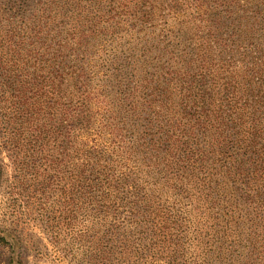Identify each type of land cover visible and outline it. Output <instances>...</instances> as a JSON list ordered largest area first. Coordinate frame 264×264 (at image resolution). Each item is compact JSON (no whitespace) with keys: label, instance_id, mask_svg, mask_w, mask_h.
I'll return each instance as SVG.
<instances>
[{"label":"rangeland","instance_id":"374dc122","mask_svg":"<svg viewBox=\"0 0 264 264\" xmlns=\"http://www.w3.org/2000/svg\"><path fill=\"white\" fill-rule=\"evenodd\" d=\"M0 264H264V0H0Z\"/></svg>","mask_w":264,"mask_h":264},{"label":"trees","instance_id":"16d2710c","mask_svg":"<svg viewBox=\"0 0 264 264\" xmlns=\"http://www.w3.org/2000/svg\"><path fill=\"white\" fill-rule=\"evenodd\" d=\"M190 133H193V129L190 130Z\"/></svg>","mask_w":264,"mask_h":264}]
</instances>
